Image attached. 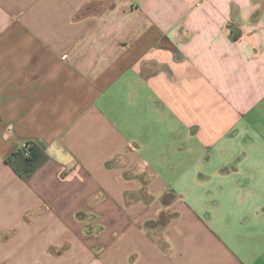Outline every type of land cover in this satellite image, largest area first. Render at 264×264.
Listing matches in <instances>:
<instances>
[{
	"label": "crops",
	"instance_id": "1",
	"mask_svg": "<svg viewBox=\"0 0 264 264\" xmlns=\"http://www.w3.org/2000/svg\"><path fill=\"white\" fill-rule=\"evenodd\" d=\"M0 264H264V0H0Z\"/></svg>",
	"mask_w": 264,
	"mask_h": 264
},
{
	"label": "trees",
	"instance_id": "2",
	"mask_svg": "<svg viewBox=\"0 0 264 264\" xmlns=\"http://www.w3.org/2000/svg\"><path fill=\"white\" fill-rule=\"evenodd\" d=\"M46 158L41 146L33 141H26L21 148L11 152L5 161L22 180H27Z\"/></svg>",
	"mask_w": 264,
	"mask_h": 264
},
{
	"label": "rangeland",
	"instance_id": "3",
	"mask_svg": "<svg viewBox=\"0 0 264 264\" xmlns=\"http://www.w3.org/2000/svg\"><path fill=\"white\" fill-rule=\"evenodd\" d=\"M244 135V131H240V133L239 134H236V135Z\"/></svg>",
	"mask_w": 264,
	"mask_h": 264
},
{
	"label": "built area",
	"instance_id": "4",
	"mask_svg": "<svg viewBox=\"0 0 264 264\" xmlns=\"http://www.w3.org/2000/svg\"><path fill=\"white\" fill-rule=\"evenodd\" d=\"M23 145H24V144H23ZM23 145H22V146H23ZM22 146H21V147H22Z\"/></svg>",
	"mask_w": 264,
	"mask_h": 264
}]
</instances>
